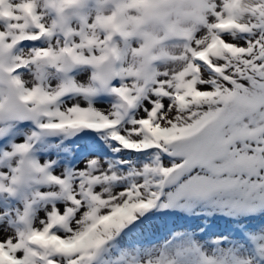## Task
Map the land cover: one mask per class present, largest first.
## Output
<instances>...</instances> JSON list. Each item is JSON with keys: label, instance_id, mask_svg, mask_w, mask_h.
<instances>
[{"label": "snow or ice", "instance_id": "1", "mask_svg": "<svg viewBox=\"0 0 264 264\" xmlns=\"http://www.w3.org/2000/svg\"><path fill=\"white\" fill-rule=\"evenodd\" d=\"M0 264H264V0H0Z\"/></svg>", "mask_w": 264, "mask_h": 264}]
</instances>
